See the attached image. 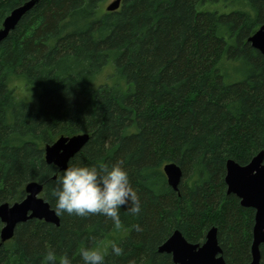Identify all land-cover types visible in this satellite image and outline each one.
Wrapping results in <instances>:
<instances>
[{
	"label": "trees",
	"instance_id": "1",
	"mask_svg": "<svg viewBox=\"0 0 264 264\" xmlns=\"http://www.w3.org/2000/svg\"><path fill=\"white\" fill-rule=\"evenodd\" d=\"M27 1L0 0V28ZM104 1L38 0L0 44V204L38 182L52 209L60 170L44 147L85 133L68 166L123 161L142 211L122 208L119 229L98 214L28 220L0 245V264H41L48 250L82 264L83 247L107 250L105 264H173L158 248L174 231L201 245L212 227L226 264H248L254 210L226 193L224 176L228 160L264 151V55L248 42L264 0H122L113 12ZM169 163L182 172L177 191ZM260 255L264 264V245Z\"/></svg>",
	"mask_w": 264,
	"mask_h": 264
},
{
	"label": "water",
	"instance_id": "2",
	"mask_svg": "<svg viewBox=\"0 0 264 264\" xmlns=\"http://www.w3.org/2000/svg\"><path fill=\"white\" fill-rule=\"evenodd\" d=\"M121 1L113 0L106 6V11H116ZM37 2L38 0L27 1L4 18L0 28V44ZM248 42L264 55V25L248 38ZM88 140L89 135L85 133L59 137L51 145L44 147L45 162L62 171ZM163 172L168 185L177 191L182 177L181 169L176 164L169 163L163 166ZM224 183L226 193L239 199L241 207L254 210L251 260L248 264H263L260 246L264 245V151L259 152L244 166L228 160L225 164ZM24 191L26 196L22 201L11 205L0 204V245L13 238L17 225L31 219L59 226V217L41 197L43 185L30 182L26 184ZM158 252L171 255L173 264H226L215 227L207 231L201 245L187 242L176 230L159 246Z\"/></svg>",
	"mask_w": 264,
	"mask_h": 264
},
{
	"label": "clouds",
	"instance_id": "3",
	"mask_svg": "<svg viewBox=\"0 0 264 264\" xmlns=\"http://www.w3.org/2000/svg\"><path fill=\"white\" fill-rule=\"evenodd\" d=\"M54 175V184L46 195L51 198L52 209L58 217L64 214L78 217L98 214L110 219L119 229L122 208L133 216L142 211L140 196L130 183L123 161L111 166L69 165ZM133 227L141 231L139 225ZM106 251L99 247H83L79 250V257L82 264H105ZM110 252L120 257L124 250L113 241ZM57 259L59 264H72L67 254L57 258L53 250L46 252L41 264H56Z\"/></svg>",
	"mask_w": 264,
	"mask_h": 264
},
{
	"label": "rangeland",
	"instance_id": "4",
	"mask_svg": "<svg viewBox=\"0 0 264 264\" xmlns=\"http://www.w3.org/2000/svg\"><path fill=\"white\" fill-rule=\"evenodd\" d=\"M113 0H105L103 3H102V7H103V9L105 10V7L109 4V3H111ZM103 74V75H102ZM101 75V77H100V82L101 83H105V82H109L110 83V81H109V76H110V74H111V71L109 70V71H105L104 73H102ZM18 86H19V84H18ZM18 89V92H21V93H23V94H28L29 93V91H25L24 89H22L21 87H17ZM42 197V196H41Z\"/></svg>",
	"mask_w": 264,
	"mask_h": 264
}]
</instances>
